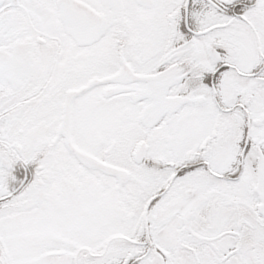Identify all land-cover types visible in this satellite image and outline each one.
<instances>
[{"label":"snow or ice","instance_id":"obj_1","mask_svg":"<svg viewBox=\"0 0 264 264\" xmlns=\"http://www.w3.org/2000/svg\"><path fill=\"white\" fill-rule=\"evenodd\" d=\"M0 264H264V0H0Z\"/></svg>","mask_w":264,"mask_h":264}]
</instances>
